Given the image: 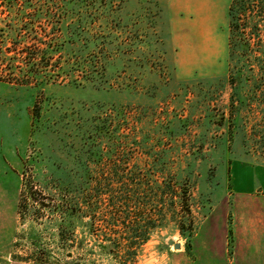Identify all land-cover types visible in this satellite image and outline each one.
I'll use <instances>...</instances> for the list:
<instances>
[{
  "label": "rangeland",
  "instance_id": "1",
  "mask_svg": "<svg viewBox=\"0 0 264 264\" xmlns=\"http://www.w3.org/2000/svg\"><path fill=\"white\" fill-rule=\"evenodd\" d=\"M79 1L89 14L106 5L117 14L84 19L98 33L69 37L51 26L73 17L35 21V7H49L47 0H0V264H39L37 252L47 264H209L203 241L220 259L224 215L233 205L225 196L233 193L236 206L264 197V145L249 134L256 124L260 131L264 117L244 113L245 131L230 123L232 0ZM24 6L27 15L20 16ZM38 49L51 60L30 67ZM161 149L169 150L171 172L189 180L196 225L190 253L173 223L128 262L110 253L111 245L104 249V231L122 234L121 220L115 231L101 221L112 212L109 196L101 197L94 231L89 217H79L63 241L66 249H57L60 216L51 200L62 199L58 181L68 182L73 198L88 191L80 182L90 178L111 181L118 191L122 178H154L147 154ZM138 210L132 205L134 222Z\"/></svg>",
  "mask_w": 264,
  "mask_h": 264
},
{
  "label": "trees",
  "instance_id": "2",
  "mask_svg": "<svg viewBox=\"0 0 264 264\" xmlns=\"http://www.w3.org/2000/svg\"><path fill=\"white\" fill-rule=\"evenodd\" d=\"M47 2L50 5L45 9L35 7V21H39L43 17L53 20L58 13L66 17L65 21L67 18L73 17L74 20L71 23L63 22L59 25L56 23L51 26L53 33L64 34L69 37L98 33L96 25L92 23L88 25L84 22V19L87 20L91 17L98 21L108 20L117 14L115 8H112V6L107 7V5L102 9L93 8L94 10H91V14H89V11H87L88 4L79 0H47ZM96 4L98 2L94 1L89 6ZM58 5L62 8H57ZM52 7L55 9H52ZM17 13L20 16L27 15V7L18 8ZM228 17L229 84L231 86L230 123L233 128L236 126L237 129L245 131L248 124L240 123L244 113L254 112L256 115L261 114L264 117V59L261 55L259 56L261 53L264 54V43L261 41L264 0H232L228 8ZM110 29L113 30L114 28L110 27ZM35 42H38L36 37ZM45 52L48 54L47 50ZM43 54L44 51L40 49L35 51V54H31L28 62L30 67H34V65L35 68L43 67L42 64L51 60L50 58L43 60V57H45ZM53 54L55 55V53ZM53 54L51 53V57ZM68 65H71V63ZM32 73L30 71V74ZM39 75L40 72L35 70V79H39ZM256 125L251 127L252 131L249 134L251 136L254 133L255 137L259 138L261 144L264 145V126L259 131ZM258 131L261 136L257 135ZM244 140H248L247 135ZM147 157L151 159L147 163L148 172L161 173L162 177L158 178L157 174H154V178H122L119 180L120 187L118 191L111 188V181L101 182L99 180L97 182L90 178L83 181L84 183L80 182L82 186L88 185V191H80V186L77 185L80 192L76 198H73L70 194L72 192H70L68 182L58 181L55 191L61 190L62 199L55 198L51 200L55 212L60 216L56 226L59 236L57 249L60 247L66 249V246H63V241L66 240L67 233L74 231L72 223L79 217L81 219L85 215L89 217L88 227L92 232L94 231L98 220L96 214H98V210L104 203L101 197L109 196L110 202L108 203L112 208V212L110 216L105 215L101 221L111 231H115L113 230L115 227H122V234L114 232L110 234L104 231L101 234V239L102 242H105L102 244L104 249L111 245L108 251L113 255H122L127 262L136 258L138 250L148 243L154 235L169 230V223H173L176 230L185 236L187 239L186 249L189 253L192 251L191 237L196 230V225L189 180L183 182L179 174L171 172L169 168V150L161 149L157 150L156 153L148 152ZM158 168L160 170H157ZM119 203L120 206H118ZM132 205L140 209L135 214V222L131 220L134 219L131 216L133 214L131 212ZM118 214L122 215L121 218L117 216ZM120 220L122 225H118ZM119 235H123V237L119 239ZM162 240H164L163 237ZM45 251L44 248L40 249V253ZM35 256H37L35 262L39 264L49 263V259L45 258L46 254L39 256V252H37Z\"/></svg>",
  "mask_w": 264,
  "mask_h": 264
},
{
  "label": "crops",
  "instance_id": "3",
  "mask_svg": "<svg viewBox=\"0 0 264 264\" xmlns=\"http://www.w3.org/2000/svg\"><path fill=\"white\" fill-rule=\"evenodd\" d=\"M226 201L233 203L232 208L225 213L226 236L225 247L220 259L212 255V245L203 241L209 253V264H264V197L255 203L235 205L233 193L225 196ZM202 221L199 231L212 212ZM198 231V233H199ZM230 232V233H229ZM196 235V238L198 236ZM196 238L194 250L196 253ZM231 239V242L229 241ZM197 260V258H196Z\"/></svg>",
  "mask_w": 264,
  "mask_h": 264
},
{
  "label": "water",
  "instance_id": "4",
  "mask_svg": "<svg viewBox=\"0 0 264 264\" xmlns=\"http://www.w3.org/2000/svg\"><path fill=\"white\" fill-rule=\"evenodd\" d=\"M168 244L169 245H174V247L176 249H180L181 248V244L180 243H175L174 240H172V239L168 240Z\"/></svg>",
  "mask_w": 264,
  "mask_h": 264
}]
</instances>
